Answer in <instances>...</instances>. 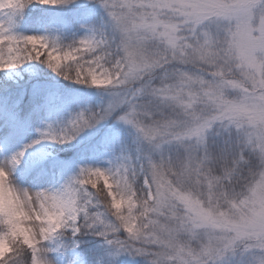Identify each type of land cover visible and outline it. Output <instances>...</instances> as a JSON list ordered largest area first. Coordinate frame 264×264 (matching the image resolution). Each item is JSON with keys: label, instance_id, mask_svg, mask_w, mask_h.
I'll return each instance as SVG.
<instances>
[{"label": "snow or ice", "instance_id": "snow-or-ice-1", "mask_svg": "<svg viewBox=\"0 0 264 264\" xmlns=\"http://www.w3.org/2000/svg\"><path fill=\"white\" fill-rule=\"evenodd\" d=\"M212 31L264 91V0H0V264H147L138 218L167 190L149 175V130L133 118L146 89L128 78L153 71L134 46L151 37L174 56ZM233 227L264 240V201ZM208 264L236 261L225 248ZM240 264H264V248Z\"/></svg>", "mask_w": 264, "mask_h": 264}, {"label": "clouds", "instance_id": "clouds-1", "mask_svg": "<svg viewBox=\"0 0 264 264\" xmlns=\"http://www.w3.org/2000/svg\"><path fill=\"white\" fill-rule=\"evenodd\" d=\"M229 48L214 31L183 40L174 56L151 37L134 46L137 66L150 62L153 71L143 80L139 74L128 78V87L146 89L133 118L149 130L144 147L157 161L149 175L167 190L153 206L155 215L138 218L152 253L147 264H208L225 248L240 264L246 250L264 248L254 229H242L247 235L238 239L233 227L264 201V119L251 118L257 107L264 110V91H256L255 77ZM177 193L195 211H187ZM105 210L116 215L107 201Z\"/></svg>", "mask_w": 264, "mask_h": 264}, {"label": "rangeland", "instance_id": "rangeland-1", "mask_svg": "<svg viewBox=\"0 0 264 264\" xmlns=\"http://www.w3.org/2000/svg\"><path fill=\"white\" fill-rule=\"evenodd\" d=\"M122 262L123 264H134V262L130 258H122Z\"/></svg>", "mask_w": 264, "mask_h": 264}]
</instances>
